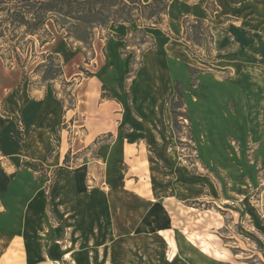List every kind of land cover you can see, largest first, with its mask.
<instances>
[{"label": "rangeland", "instance_id": "rangeland-1", "mask_svg": "<svg viewBox=\"0 0 264 264\" xmlns=\"http://www.w3.org/2000/svg\"><path fill=\"white\" fill-rule=\"evenodd\" d=\"M118 1L120 4L110 11H121L125 4L135 0ZM16 2L0 0V8ZM207 8L220 11L216 0H209ZM233 9L250 13L249 20L223 17L224 22L233 27L245 26L254 33L249 45L238 49L241 57L237 60L252 124L246 145L229 138L222 151H227L226 163L233 161L244 173H229L220 164L207 167L202 162L183 108L175 109L176 114L182 115L176 118L177 131L174 129L179 162L194 173V178L208 176L212 190L210 193L196 179L195 185L189 184L193 189H188L189 200L184 204L169 198L173 194L165 195L162 216L158 207L162 203L158 200L161 194L155 189L146 160L128 163V182L123 188L113 187L106 178L99 183L91 173L80 175L84 165L95 157L92 148L68 155L60 166L61 172L34 163L23 148L19 155L2 154V183L22 182L11 197L23 215L10 228L35 230L32 242L40 250L43 264H264V0H235ZM134 13L136 22L131 24L116 19L113 13L84 21L50 13L38 35L26 36L25 28H19L6 12H0V33L5 30L4 36L0 34V105L11 90H19L28 80L38 89L59 85L60 99L68 107H74L73 92L78 83L65 80L62 59L54 48L66 41L78 57L89 63L94 56L93 43L112 36L120 39V33H114L120 26L127 31L122 37L129 45L126 57L130 60L134 57L136 71L143 51L153 50V30L167 28V15L161 16L162 24H158L159 17H151V10ZM209 49V46L190 48L187 44L185 47L189 57L201 62L200 67L205 69L219 57L212 55L213 46ZM85 68L78 70L79 82L94 71L92 67ZM70 70H76L75 66ZM129 87L128 81L126 95ZM103 97L114 95L105 93ZM175 103L178 101L174 100ZM168 107L171 111L170 104ZM0 111L4 113L3 108ZM24 130L22 127L18 147L25 145ZM10 138L6 135L5 145L15 146ZM56 142H52L54 151L59 147ZM165 170L169 172L168 167ZM38 194L46 205L41 212L37 210V220L28 221L26 214L30 207L38 209ZM24 197L28 198L26 206L21 204ZM2 207L0 203V213L4 214ZM1 234L3 264H18L26 257V238Z\"/></svg>", "mask_w": 264, "mask_h": 264}, {"label": "crops", "instance_id": "crops-1", "mask_svg": "<svg viewBox=\"0 0 264 264\" xmlns=\"http://www.w3.org/2000/svg\"><path fill=\"white\" fill-rule=\"evenodd\" d=\"M208 1L173 0L170 3L167 28L153 30L156 47L143 51L140 66L132 79L129 78L130 59L122 53L125 45L122 37L127 33L122 26L114 31L120 33V39L112 36L93 43L94 56L89 63L78 57L66 41L58 44L54 52L62 59L63 77L78 83L73 92L76 104L71 108L60 99L57 84L38 89L27 80L19 90H11L0 105L4 111H0V159L2 154L19 155L23 148L34 163L61 172L60 166L68 155L75 156L92 148L96 151L95 157L84 165L80 175L91 173L99 183L106 178L113 187L123 188L128 182V163L137 162L136 159L146 160L155 189L161 194L158 200L162 203L158 207L159 216H162L165 195L173 194L169 198L184 204L189 200L186 196L188 189H193L189 184L195 185L197 179L179 162L178 138L167 104L168 98L175 94L177 84L181 83L192 139L198 142L202 162L207 167L220 164L229 173H244L233 161L226 163L227 151L222 149L227 146L229 138L241 145L249 141L252 121L237 60L241 57L238 49L248 46L254 33L245 26L227 25L223 17L249 20L250 13L232 10L235 0H216L220 11H210ZM185 17L203 20L210 27L214 37L212 55L215 53L213 56L219 57L209 64L208 69L200 67L201 62L192 60L185 50L182 24ZM257 26L261 23L258 22ZM211 64L215 67H210ZM72 65L76 70H70ZM85 67L94 68L92 77L79 82L78 70ZM189 67L200 70L195 80ZM128 81L130 87L126 95ZM105 93L113 94L114 98L103 97ZM22 127L25 128V145L18 147ZM6 135L8 138L13 136L10 139L15 146L5 145ZM53 140L59 145L56 151ZM166 166L169 172L165 170ZM2 180L0 161V203L5 210L4 214L0 213L1 235L26 238V257L18 264H43L40 250L32 242L35 230L10 228V224L12 226L23 215L11 197L22 182L16 180L3 184ZM210 181L208 176L197 179V183L205 185L211 193ZM37 197L38 209L30 207L29 214H26L28 221L37 220V210L41 212L46 205L40 194ZM27 199L22 198L23 206H26ZM2 254L0 264H3Z\"/></svg>", "mask_w": 264, "mask_h": 264}, {"label": "trees", "instance_id": "trees-1", "mask_svg": "<svg viewBox=\"0 0 264 264\" xmlns=\"http://www.w3.org/2000/svg\"><path fill=\"white\" fill-rule=\"evenodd\" d=\"M17 2L12 6H2L0 8V12H6V15H9L15 23L18 24L19 28H25L26 36H36L38 33L44 28V25L47 21V16L50 13H55L58 15L66 16L69 19L76 21H84L90 20L92 18H97L99 16L111 15L123 21V23L131 24L136 22L134 12H138L139 10H151L152 16H158V24H162L161 16L167 15L168 7L172 0L168 3L166 0H149V2L144 3L142 0H135L130 2L129 5L125 4V7L122 8L121 11H110L112 7H117L118 0H16ZM187 1V0H186ZM122 3V2H121ZM33 5V7H28L27 5ZM116 4V5H114ZM26 5V6H25ZM35 6V8H34ZM108 7V8H107ZM107 8V9H105ZM111 8V9H110ZM211 11V9H210ZM12 20V21H13ZM92 22H95L92 21ZM157 24V25H158ZM182 24L184 27V43L189 45L190 48L198 47L204 49V47L209 46L211 51V47L214 43V37L210 30L209 25L200 19H191L185 17L182 19ZM140 27H144L140 25ZM140 28V33L143 35L145 31ZM4 31H1V35L4 36ZM125 41V45L122 47V53L126 57L128 48V42ZM142 41V40H141ZM44 43V41H43ZM140 43V45H143ZM155 44L153 43V49ZM134 58V57H133ZM130 60V75L129 78L134 76V63L133 60ZM206 64V63H205ZM208 65V64H206ZM189 70L192 74L193 79H196V76L200 73V70L189 67ZM89 77H92L90 74ZM174 100H177L178 103L174 104ZM168 104L171 105L172 115L174 117V129L177 131V117H182L181 114H176L175 109L183 108L185 110V101L183 95L182 84L178 83L176 86L175 94L168 98ZM185 115V114H184ZM67 159V158H66Z\"/></svg>", "mask_w": 264, "mask_h": 264}]
</instances>
